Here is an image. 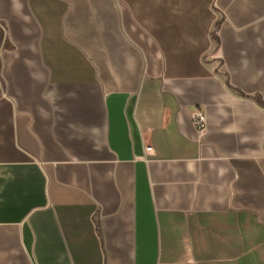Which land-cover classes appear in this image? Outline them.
<instances>
[{"label":"crops","instance_id":"obj_1","mask_svg":"<svg viewBox=\"0 0 264 264\" xmlns=\"http://www.w3.org/2000/svg\"><path fill=\"white\" fill-rule=\"evenodd\" d=\"M0 264H264V0H0Z\"/></svg>","mask_w":264,"mask_h":264},{"label":"built area","instance_id":"obj_2","mask_svg":"<svg viewBox=\"0 0 264 264\" xmlns=\"http://www.w3.org/2000/svg\"><path fill=\"white\" fill-rule=\"evenodd\" d=\"M192 121L194 127L199 131L203 132L207 128V117L203 111H196L192 116ZM147 151H150L151 148H146Z\"/></svg>","mask_w":264,"mask_h":264}]
</instances>
